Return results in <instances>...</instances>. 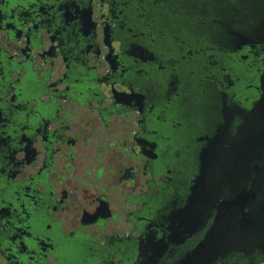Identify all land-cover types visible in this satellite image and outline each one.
Wrapping results in <instances>:
<instances>
[{
    "label": "flooded vegetation",
    "instance_id": "1",
    "mask_svg": "<svg viewBox=\"0 0 264 264\" xmlns=\"http://www.w3.org/2000/svg\"><path fill=\"white\" fill-rule=\"evenodd\" d=\"M0 0V264H264V0Z\"/></svg>",
    "mask_w": 264,
    "mask_h": 264
},
{
    "label": "rangeland",
    "instance_id": "2",
    "mask_svg": "<svg viewBox=\"0 0 264 264\" xmlns=\"http://www.w3.org/2000/svg\"><path fill=\"white\" fill-rule=\"evenodd\" d=\"M251 1H252V0H246V1H245V6H244L245 9H247V6L249 5V3H250Z\"/></svg>",
    "mask_w": 264,
    "mask_h": 264
}]
</instances>
